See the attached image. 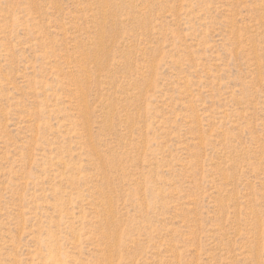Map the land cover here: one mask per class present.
<instances>
[{"label": "rangeland", "instance_id": "374dc122", "mask_svg": "<svg viewBox=\"0 0 264 264\" xmlns=\"http://www.w3.org/2000/svg\"><path fill=\"white\" fill-rule=\"evenodd\" d=\"M0 264H264V0H0Z\"/></svg>", "mask_w": 264, "mask_h": 264}]
</instances>
